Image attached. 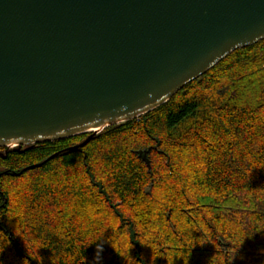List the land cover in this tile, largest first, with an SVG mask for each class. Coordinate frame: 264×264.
I'll return each mask as SVG.
<instances>
[{"label":"trees","instance_id":"16d2710c","mask_svg":"<svg viewBox=\"0 0 264 264\" xmlns=\"http://www.w3.org/2000/svg\"><path fill=\"white\" fill-rule=\"evenodd\" d=\"M89 133L0 147V264H264V38Z\"/></svg>","mask_w":264,"mask_h":264},{"label":"water","instance_id":"95a60500","mask_svg":"<svg viewBox=\"0 0 264 264\" xmlns=\"http://www.w3.org/2000/svg\"><path fill=\"white\" fill-rule=\"evenodd\" d=\"M263 38L264 0H0V147H81Z\"/></svg>","mask_w":264,"mask_h":264}]
</instances>
